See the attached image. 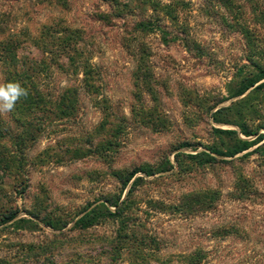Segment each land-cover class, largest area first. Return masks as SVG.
<instances>
[{"label":"rangeland","instance_id":"rangeland-1","mask_svg":"<svg viewBox=\"0 0 264 264\" xmlns=\"http://www.w3.org/2000/svg\"><path fill=\"white\" fill-rule=\"evenodd\" d=\"M256 64L264 0H0V264H264Z\"/></svg>","mask_w":264,"mask_h":264},{"label":"trees","instance_id":"trees-1","mask_svg":"<svg viewBox=\"0 0 264 264\" xmlns=\"http://www.w3.org/2000/svg\"><path fill=\"white\" fill-rule=\"evenodd\" d=\"M64 49H66V46H64ZM88 68V69H87ZM256 68H257V74L256 75H250L245 81H248V83L237 92V95H241L243 94L246 90H248L249 88H251L252 86H254L258 81H260L261 79H264V66L263 65H257L256 64ZM84 72L86 75V81L90 80V77L93 75V68L85 66L84 67ZM29 92H31V88H28ZM236 95V96H237ZM223 132V131H222ZM225 132V131H224ZM247 136H251L253 135V133L247 132L245 131ZM252 142L250 141H244V140H239V145L235 148V150H233L231 153H229L228 156L230 157H234L237 154L248 150L251 146H252ZM228 154V153H227ZM137 173V171H133V173L131 174V176L133 177L135 174ZM16 213L9 215L8 217L4 218L3 220L6 221H10L13 218H15Z\"/></svg>","mask_w":264,"mask_h":264},{"label":"clouds","instance_id":"clouds-1","mask_svg":"<svg viewBox=\"0 0 264 264\" xmlns=\"http://www.w3.org/2000/svg\"><path fill=\"white\" fill-rule=\"evenodd\" d=\"M29 90L19 82L0 84V115H6L14 110L16 103L27 97Z\"/></svg>","mask_w":264,"mask_h":264}]
</instances>
